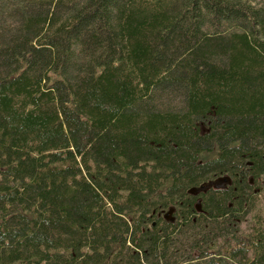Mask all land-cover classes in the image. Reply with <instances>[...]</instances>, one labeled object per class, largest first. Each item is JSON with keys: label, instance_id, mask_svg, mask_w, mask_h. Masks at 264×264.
<instances>
[{"label": "trees", "instance_id": "trees-1", "mask_svg": "<svg viewBox=\"0 0 264 264\" xmlns=\"http://www.w3.org/2000/svg\"><path fill=\"white\" fill-rule=\"evenodd\" d=\"M262 198L264 0H0V264H264Z\"/></svg>", "mask_w": 264, "mask_h": 264}, {"label": "rangeland", "instance_id": "rangeland-1", "mask_svg": "<svg viewBox=\"0 0 264 264\" xmlns=\"http://www.w3.org/2000/svg\"><path fill=\"white\" fill-rule=\"evenodd\" d=\"M201 132H205L207 131V125L205 123H199ZM219 152V148L218 145H215V147L210 150V151H205L203 153L200 154L199 156V160L201 161H206L209 160L213 157H215ZM170 182H168L169 184ZM261 215V217L264 218V198L260 199L258 206L256 207V209L254 211H252L247 218L242 222L241 224V231L240 234L242 235H248L250 233H252L253 231V227L255 224V216Z\"/></svg>", "mask_w": 264, "mask_h": 264}]
</instances>
